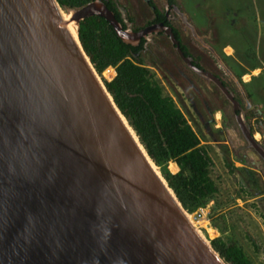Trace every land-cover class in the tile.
I'll use <instances>...</instances> for the list:
<instances>
[{"label": "water", "instance_id": "obj_1", "mask_svg": "<svg viewBox=\"0 0 264 264\" xmlns=\"http://www.w3.org/2000/svg\"><path fill=\"white\" fill-rule=\"evenodd\" d=\"M59 7L0 0V264H228L142 152ZM65 10L77 31L99 14L132 44L164 30L239 109L246 145L264 162L239 101L191 62L171 25L134 30L124 16L126 28L103 0Z\"/></svg>", "mask_w": 264, "mask_h": 264}, {"label": "trees", "instance_id": "obj_2", "mask_svg": "<svg viewBox=\"0 0 264 264\" xmlns=\"http://www.w3.org/2000/svg\"><path fill=\"white\" fill-rule=\"evenodd\" d=\"M57 1L66 9L83 6L91 0ZM103 1L113 10L117 20L126 27L116 5L117 1ZM148 2L154 4L152 0ZM128 19L131 20L129 16ZM261 22L264 25V16ZM244 23L243 25L236 24L237 31L243 36L249 34L250 38L251 35L253 37L256 28L248 24V21ZM79 25L77 34L83 50L89 56L114 102L129 120V124L135 130L146 152L166 179L167 185L174 192L184 210L191 212L214 199L218 185L211 175L213 158L208 147L209 143L202 142L201 139L205 135L200 129L196 130L194 127L196 120L193 124L190 117L194 119V115L191 110L186 109L181 94L173 88V92L183 105L178 106L174 97L165 92L163 85L150 71L146 57L140 50L145 39H141L138 44L123 41L115 31L114 25L99 14L87 15L79 21ZM176 31L174 35L178 38ZM180 46L185 49L182 43ZM251 46L243 47L241 50L236 47L238 60L234 57L231 59L239 79V75L248 68L260 66V57ZM225 57L228 58L227 55ZM104 70L108 77L114 75L108 79L102 75ZM261 74L253 75V78ZM258 89L259 85H252L251 89L247 85L246 96L249 99L253 98L254 92ZM262 94L264 95V92ZM248 116L254 117L257 122L253 130H259L262 133L264 131V111L254 103L249 108ZM224 158L229 171L237 177L236 196H242L244 191L254 197L252 204L260 212L264 221V176L247 164L241 155L236 154L235 158H232L228 153ZM234 160L240 161L241 165H235ZM170 162H175L178 166L176 172L169 169ZM220 228L223 232L224 228ZM210 243L228 264H253L251 257L236 238L224 237L221 233L211 238Z\"/></svg>", "mask_w": 264, "mask_h": 264}, {"label": "rangeland", "instance_id": "obj_3", "mask_svg": "<svg viewBox=\"0 0 264 264\" xmlns=\"http://www.w3.org/2000/svg\"><path fill=\"white\" fill-rule=\"evenodd\" d=\"M158 4H162L164 0H152ZM176 3L184 10L185 15L189 16L194 25L198 27V34L212 47H216L222 50L226 58L228 66L234 68L233 57L236 58L237 48L239 50L243 47L251 46L258 53L260 57V66L254 68L253 72L245 64L248 69L243 73L244 78H241L243 83L234 80H229L230 84L236 86V91L241 92L245 100H250L264 111V25L261 22V18L264 16V0H175ZM123 13L130 14L134 18V24L140 25L151 17V13L147 8L146 0H117ZM64 9V8H63ZM66 11V10H65ZM125 16V15H124ZM232 16H235L234 24L232 26L228 22ZM241 19L248 21V24L254 25L256 33L251 38L249 34L243 36L242 33L237 31V25H240ZM237 22V23H236ZM245 24V23H243ZM242 24V25H243ZM241 25V26H242ZM186 41L193 39V43L198 46V41L192 37H188V34L184 35ZM150 37L148 36V39ZM249 38V40H247ZM245 39L247 41H245ZM157 43L154 45V52L145 55L146 62L149 65L150 71L163 85L165 92L170 93L178 106H181L178 97L173 92V88L181 94V99L184 100L186 109L191 110L188 93H193L191 87L187 84V90L183 87V81L181 77L177 76V79L172 74V64L177 69L183 70L189 76H196L189 71L183 62L179 61L173 49L171 48L169 41L164 35H159L155 38ZM228 42L230 45H228ZM199 47L203 52H206L208 56L211 52L206 46L199 44ZM237 47V48H236ZM215 49V48H214ZM220 51V50H219ZM162 54H158V53ZM165 53V54H164ZM230 57V58H229ZM153 63V66L150 64ZM158 64L160 68L158 69ZM166 70L165 72L161 69ZM106 70V69H105ZM102 75L108 79L104 72ZM159 70V71H158ZM262 73L261 76L253 78V75ZM172 76V78L170 77ZM100 76V74H99ZM101 77V76H100ZM168 77H170L171 85H169ZM197 77L200 89L203 94L207 95L212 101L217 104L221 103V96L214 88H209L208 83H205L202 78ZM102 78V77H101ZM168 82V83H167ZM251 82V83H249ZM248 83V84H246ZM251 89L252 85H259V89L254 92L253 98L250 99L246 96V88ZM187 93V95H186ZM187 96V97H186ZM262 98V99H261ZM263 101V102H262ZM183 106V105H182ZM219 107V105L217 106ZM186 109H184L186 111ZM188 114V112H186ZM186 114V115H187ZM192 118L196 130H200L204 133L202 142L209 143L210 154L213 158V165L211 166V175L216 180L218 185V191L214 199L208 201L202 205L200 210V216L193 214L195 225L202 235L210 241L211 238L220 235L224 237L236 238V240L244 247L247 254L251 257L253 264H264V221L260 216V212L253 206L252 202L254 197L242 192L240 197L236 196V188H238L237 177L229 171L225 164L224 156L229 153V156L235 158L236 154L245 158L246 163L255 168L259 173L264 176V162L257 152L246 145V141L242 136L239 126L230 119L227 124L224 123L223 131L217 129L214 130L217 139L213 140L209 132L203 128V124L196 119ZM198 121V122H197ZM221 121V119H220ZM252 121V120H251ZM219 122V120H216ZM200 125V126H199ZM253 126H257V122H254ZM257 139L262 141L261 132L255 131ZM235 165H241V162L234 160ZM157 167V166H156ZM173 167V166H172ZM158 169V167H157ZM174 171V169L172 168ZM197 210L195 208L193 211ZM191 211V212H193ZM189 212V211H188ZM224 231H221V228Z\"/></svg>", "mask_w": 264, "mask_h": 264}, {"label": "flooded vegetation", "instance_id": "obj_4", "mask_svg": "<svg viewBox=\"0 0 264 264\" xmlns=\"http://www.w3.org/2000/svg\"><path fill=\"white\" fill-rule=\"evenodd\" d=\"M146 1H147V8L149 9L151 13V17H149L142 24L135 25L134 18L130 14H127V12L124 14L127 19H128V16L131 18V20L129 19L128 20L130 21L134 30H137V27H139L138 29H140L142 27H146V26H149L151 24H156V23H163L166 25H171L174 31L177 30L176 32H177L178 38L176 39L178 40V46L180 47V49L183 51L185 55L191 56V62L194 65L211 71L213 74L217 75L225 85H227L228 89L232 91L234 98L239 101L241 105L240 108L241 110H243V113L245 114V117L247 118V122L251 128L252 134L255 136L256 134L255 131H258V130H253V124L255 122V118L248 116L249 108L254 103L251 100H245L241 92L238 93L236 91L237 89L236 86H238V84L236 86H233L229 82V80L231 79L232 80L235 79L237 83L238 81L241 82L242 81L241 78H244L243 77L244 74L242 73L241 75H239L240 77L239 79L235 68H230L228 66L226 57L223 54V51H224L222 50L223 46H221V49H218L216 47H212L209 44H207V42L197 33L199 29L196 25L193 24L189 16L185 15V18H183V15H181L182 12L184 14L186 13L184 12V10H181V7L176 3L175 0H164L162 4H158L154 1H153L154 4H151L150 2H148V0ZM116 5L121 12L123 21H125L124 15L122 14V11L120 9V5L118 4V2H116ZM234 20H235V16H232L230 19H228V22L232 24V26H235ZM243 21L244 20L241 19L240 24H243L244 23ZM126 28H127V25H126ZM183 34L184 35L188 34V37H192L195 40H197L198 46L195 45V43H193V39H190L187 42ZM159 35H164L167 38L178 60L183 62L189 71H191L196 76L202 78L205 83H208L209 88L212 87L218 93H220V96L222 97L221 103L217 104L216 102L212 101V99H210L207 95L203 94V92L200 89L196 76L191 77L188 74H186L183 70L181 71L177 69L176 66L172 64V67H175L174 70H171L172 74L174 73L173 76L175 77V79H177V76L183 78L182 80L186 81L185 83H182L183 87L187 90V87L184 86L185 84H187L189 87L192 88L193 93L192 92L190 93V89L189 91H187L188 100H189L191 109L194 112V116L196 117V119H198L201 122V124L204 125L203 128L206 129V132H209L211 134L212 139L213 140L217 139L214 130L217 129L219 131H223L224 123H227L228 120L230 121L231 119L232 121H234V123L238 125L237 120L235 118V113L238 112L239 109L233 110V104L227 99V97L224 95V93L220 90V88L214 81L207 79L203 75L199 74L194 69L189 67L183 61V59H181V57L177 53L176 45L173 42H171L169 35L164 30L160 29L157 31H153L151 34L148 35L150 37L149 39L145 37L141 38V39L143 38L145 39L143 42V47L140 49L143 52V54L148 55L151 52L155 51L153 48L155 47L154 45L157 43L155 38ZM181 43L185 46L184 47L185 49L181 48L180 46ZM199 44L206 46L207 49L211 52V55H213V57H211L210 55L208 56L206 52H203L202 49L199 47ZM229 44L230 43L228 42V45ZM158 54H162V53L160 52ZM150 65L153 66V63ZM147 66L149 67L148 63H147ZM157 67L159 69L160 64H158ZM161 69L164 72L166 71L163 68ZM253 70L254 68L251 69V72H253ZM170 77L172 78L171 75ZM170 77H168L169 85L172 86ZM218 105L219 107H217ZM216 120H219V122H216ZM261 139L262 141L260 142L264 145V131L261 133Z\"/></svg>", "mask_w": 264, "mask_h": 264}, {"label": "bare ground", "instance_id": "obj_5", "mask_svg": "<svg viewBox=\"0 0 264 264\" xmlns=\"http://www.w3.org/2000/svg\"><path fill=\"white\" fill-rule=\"evenodd\" d=\"M59 11L66 23V25H68V29L71 32L72 36L78 41V37H77V30H76V25L74 23V20L72 19V11H65V9H63L62 7H59ZM127 27L129 26L127 24V22L125 21ZM122 120L125 121V124L127 126V128L129 129V131L131 132L132 136L134 137V139L137 141V143L139 144V147L141 148L142 152L145 154V156L147 157V159L149 160L150 164L152 165V167L157 171V173H159V170L157 169L156 165L154 164V162L151 160V158L147 155L143 145L140 143L135 131L133 130V128L129 125L128 120H126L127 118L124 117V115H121ZM257 136V135H255ZM169 192L172 194V191L169 189ZM187 217L189 218V222L198 230L197 225H195L194 223V219L192 216L187 215ZM198 232L200 233V231L198 230ZM202 235V233H201ZM203 236V235H202ZM204 237V236H203ZM205 238V237H204Z\"/></svg>", "mask_w": 264, "mask_h": 264}, {"label": "built area", "instance_id": "obj_6", "mask_svg": "<svg viewBox=\"0 0 264 264\" xmlns=\"http://www.w3.org/2000/svg\"><path fill=\"white\" fill-rule=\"evenodd\" d=\"M172 166H173V167H172ZM172 168L174 169V171L172 170ZM169 169H170L172 172H176V171L178 170V166L176 165L175 162H170V163H169ZM201 208H202V205L199 206V207H197V210H195V211H193V212H188V211L186 210V214H187V215H190V216H193V214H194L195 216H200V214H202V213H200ZM199 209H200V210H199Z\"/></svg>", "mask_w": 264, "mask_h": 264}, {"label": "crops", "instance_id": "obj_7", "mask_svg": "<svg viewBox=\"0 0 264 264\" xmlns=\"http://www.w3.org/2000/svg\"><path fill=\"white\" fill-rule=\"evenodd\" d=\"M230 45V44H229Z\"/></svg>", "mask_w": 264, "mask_h": 264}]
</instances>
